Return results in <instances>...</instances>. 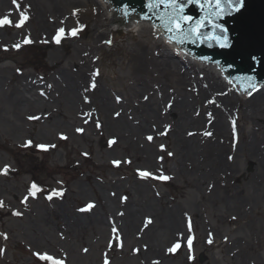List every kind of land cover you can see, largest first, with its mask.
<instances>
[{
	"label": "rangeland",
	"instance_id": "obj_1",
	"mask_svg": "<svg viewBox=\"0 0 264 264\" xmlns=\"http://www.w3.org/2000/svg\"><path fill=\"white\" fill-rule=\"evenodd\" d=\"M9 1L17 8L13 0ZM35 2L41 6L48 4V0H35ZM20 3H23V0H19ZM76 3L87 15H91L99 5L97 3V7L93 5L91 8L90 0H76ZM48 13L52 14V12ZM84 17V14H75L71 23L67 25L65 39H70L65 42L60 39V43H56V49H58L56 51L62 53L58 59L52 58L53 52L41 42L38 32L33 36V22L26 25L31 31L30 37L32 38L27 44L19 48L4 47L3 54L0 50V56H7V59L0 65L11 67L9 74L1 79L5 84V92L0 98V170L8 166V172L0 173V201L4 202V207L0 208V234L7 235V239L0 235V264H50L49 261L40 260L35 253H46L59 264H106V261L107 264H144L143 258L146 259L145 257L142 258L139 254V256L127 254L133 250L132 247L135 245L132 244L133 242L127 244V247L122 243L121 250L125 254L114 256L115 238L108 225L105 232L89 229L85 233L73 232L70 242L62 241V236L57 232L60 225L57 221L54 223L55 218L50 215V210L55 202L52 198H47L46 191L49 190L51 195L61 196L62 192L69 194V187L77 179L85 185L88 196L82 198L77 195L72 197L69 195L70 208H61L62 217L65 219L62 225H68L70 218H75L79 212L85 215L86 211L91 208L89 205L99 210V203L102 200L110 202V199H113L119 203V196L125 190L134 192L137 182H140V185L146 187L142 189L148 192L145 197L155 202L157 206L155 211H158L159 216L177 213L181 219L184 230L183 238L187 244H184L177 252L179 247L176 245L180 246V244L171 243L170 249H175L169 251L173 262L185 257L187 263L184 264H231L236 255L232 253L234 249L229 241L237 239L246 241L242 245V255L248 257L247 261L258 264V255H264V204L258 202L254 205L248 198L250 194H254L253 185H255L253 201L264 191V126H261L262 119L254 122L250 118L251 108L246 106L247 100L253 96V94H248L250 91L241 94L234 91L231 85L223 83V89L231 91L234 98V108L227 123L237 128L230 136L235 149L231 147L218 155L214 154L209 147L210 144L218 147L217 145L221 143L215 137L205 134L211 133L210 128H207L205 133L198 134L199 137L196 133L191 134L189 138H198L199 152L205 149L203 150L205 158L200 153L197 162L193 163V160L187 162L189 172H184L182 175H178L174 171L175 162L181 155L180 153L187 152L188 148L182 146L181 150L177 149L178 141L174 138L176 115H167L160 110L161 107L159 109L160 117L164 120V124L162 126L160 124V133L153 136L150 143L145 144L148 147L152 146L151 149L157 156L156 161L151 162L153 163L152 170L148 169L147 158L141 153L143 150L133 147L136 144H131L127 140L120 141L118 139L117 151L107 156L100 153L99 148H94L91 143L85 142L77 129H82L83 135L88 139H95L97 133L95 127L87 124L83 119L78 118L80 121L71 120L64 125L52 126L50 135H48V148L37 153L24 144L29 138L37 135L45 123L43 116L29 118L22 123L14 120L20 127L17 133L14 131L18 128L6 125L7 122L4 119L11 116L3 115L12 113L14 110L8 103L11 101L10 93L16 90V86L23 85L25 87L28 84L30 92L27 90L24 93L26 99L34 102L41 100L49 104L47 100L51 98L48 97L49 90L46 83L51 82V78L48 76L51 68L61 58L66 64L81 60L82 55L86 56L89 46L94 49L95 78L101 90L114 93L119 100H128L133 96V102H135L138 97L141 109L144 107V102H149L152 98L161 101L162 96L152 97L145 91H141L138 96H135L131 91L135 73L132 53L135 49L138 51L140 42H151L150 46L153 49L160 48L161 53L165 51L170 54L168 50H164L166 47L151 33V30L149 31L148 28L147 32H138L139 28L136 26L130 32H124L125 29H116L113 35H109L101 43L96 44L89 34L93 24L90 21H88L90 25L87 24ZM105 19L106 16L99 28L101 32L107 29L108 22ZM18 23H20L18 27L20 28L23 22ZM71 29L77 30L76 36L68 34ZM2 31V34H5L4 30ZM158 44L160 45L158 46ZM158 58L163 59V57ZM174 58H177L176 60L179 62L178 69L185 68L190 74L196 72L197 77L200 78L198 74L201 73L200 69H203L200 64L194 65L193 60L180 59L176 56ZM20 67L26 69L23 77L19 75L23 73L19 70ZM81 70V67L70 68V72L74 74V79L79 86L87 81H82ZM172 78L168 82L163 78L162 80L168 86H174L176 84ZM189 85L190 81L186 82L183 88ZM165 90L170 95L167 92L168 88ZM206 100H208L207 105L214 104L213 98L207 96L201 102L205 103ZM175 103H178V99ZM53 108L54 106H52ZM49 110L47 105L43 110L37 109L36 112L48 114ZM56 118L59 119L60 116L58 115ZM233 121L235 125H233ZM212 123L211 117H206L204 125L210 126ZM172 134L173 136H171ZM243 136H249L254 141L250 148L243 149ZM182 137L188 138L184 133H182ZM253 147L261 148L257 158L253 157ZM166 148L171 153V159L165 158L163 150ZM146 151L148 152V150ZM220 154H223L224 164L217 163L213 170V160ZM202 161L204 162L202 163ZM202 164H204L203 168H211L214 173L212 171L204 172L201 169ZM144 173L151 175H143ZM206 173H212L215 180L212 179V181L203 184L201 186L203 192L199 193L194 185ZM129 174L133 175L128 176ZM163 176L169 177L170 180H164ZM111 181H116L117 185L113 186ZM33 184L36 185V188H32ZM93 185L105 187L102 189L103 193L98 192L97 187ZM30 189L35 193L34 197L29 194ZM55 189L59 191V194L54 192ZM207 190L209 192H206ZM113 194L116 198L112 197ZM201 196L204 197V200ZM249 203L251 205H247ZM229 205L232 208L244 207L248 212L249 219H242L239 214L237 216L240 218H236V213H233L231 209H224ZM112 211L115 218H119L118 214L122 213L118 204ZM15 212L20 215H14ZM148 214L146 219L155 218L154 214ZM47 217L52 218L48 221L50 223H47L50 227L43 224V218ZM39 230L45 231V238L49 234L52 236L53 240L49 241L51 246L36 244V242L43 241L38 235ZM69 248H71L70 251ZM71 251H74V254ZM75 252L83 259L75 258ZM213 258H216L217 262Z\"/></svg>",
	"mask_w": 264,
	"mask_h": 264
},
{
	"label": "bare ground",
	"instance_id": "obj_2",
	"mask_svg": "<svg viewBox=\"0 0 264 264\" xmlns=\"http://www.w3.org/2000/svg\"><path fill=\"white\" fill-rule=\"evenodd\" d=\"M97 3L99 4L98 7L96 6ZM89 5L91 8L93 5L97 7L91 15L85 14L82 7L76 3V0H48L47 6H41L37 4L35 0H23V3L19 4L18 9L15 8L9 0H0V18L6 17L12 21L10 26L5 25L0 27L1 53L3 54L4 47L13 48L14 45L17 44L20 46L27 44L28 42L25 43V41H30L32 38L30 37L31 31L26 25L27 23L33 22L35 24H33V36L38 32L41 42L46 45V48L53 52L52 58L58 59V57H61L62 53L57 52L58 49H56V42L54 39V37L58 35V31L56 32V30L60 28L65 30L63 36L60 38L61 41L65 42L70 39H65L67 37L66 30L67 25L71 23L72 17L74 16L71 14L74 13L75 10H78L75 14H84V20L87 24H89L88 21L93 24L89 34H91V38L94 39L96 44L101 43L102 40L106 39L109 35H113L116 29H125L124 32H130L132 30V26H123L121 20L114 16L111 4L107 0H90ZM21 12H23L26 19H23L21 27L18 28L16 23L22 20ZM48 12H52V14ZM105 16V20L108 22L106 24L107 29L101 32L99 28L102 26ZM133 23L136 24V28H139L138 32H147L149 28V31L151 30V33L159 39V42L167 48L164 50H168L170 54L165 51L161 53L160 48L153 49L150 46L151 42H140L138 51L135 49L132 53L135 73L134 82L131 83V91L135 96H138L141 91H145L147 95L152 97L162 96L160 98L161 101L152 98L149 102H144V107L141 109L139 106L140 99H138V97H136L135 102H133V96L128 100H119L118 96L114 93L101 90L95 78L94 49L89 46L86 56L82 55L81 60L66 64L63 63L64 59L61 58L62 60L60 59V61L51 68L48 74L51 78V82L46 83L49 90L48 97L51 98L47 100L50 105L41 100L34 102L26 99L24 93L28 90V84H26L25 87L23 85L16 86V90L10 93L11 101L8 105L14 110L12 113L3 116H11L4 120L9 127L13 126L15 129L18 128V130L14 132L17 133L20 130L19 124L14 120H18L22 123L30 117H44L45 123L39 129L37 135L29 138L24 145L28 146L35 153L42 151L44 148H48V135H50L52 126L64 125L71 120L80 121L79 119H83L87 124L93 125L97 133L95 139H88L83 135V132L80 131V135H82L85 142L91 143V146L94 148H99L100 153L107 156L117 151L119 140H127L131 144L137 145L133 147H138L143 150L141 153L147 158L146 164L148 165V169L152 170L151 167L153 163L151 162L156 161L155 158H157V156L154 155L155 151H152V146L148 147V145L145 144L152 141H149L147 137L158 135L160 133V127L164 124V120L160 117L161 112L159 109L161 107L160 110L167 115H176L177 120L174 123V132H176L174 138L178 141L176 145L177 149L181 150L183 147L188 148L187 152L180 153L181 155L175 162L174 171L178 175L189 172L187 162H191L192 160L193 163L197 162L200 153L205 158L203 152L205 149L199 152L200 147L198 138H189L191 137L190 133H196L199 137L201 133H205L207 128H210L211 136L215 137L222 144H218V147H214L213 144H210L209 147L214 154L217 153L218 155L220 152L228 150L231 147L235 149L233 142L230 140V136L237 128L227 123L234 108V98L231 95V91L223 89V83H226L231 85L234 91L238 92L237 86L235 87V82L227 78L226 73L220 66L202 62L199 58L169 42V40L163 36L160 29L154 27L151 22L134 19ZM2 30H4L5 34H2ZM159 45L160 44H158V46ZM174 56L179 58L184 56L185 60H193L194 65L200 64L203 68L200 69L201 73L198 74L200 78L197 77L196 72L190 74L187 69L181 68L182 65L180 67L181 69H178L177 66L179 62ZM6 57V55L0 56V63H3L4 60L7 59ZM158 57H163V59L160 60ZM75 67H81L82 70L80 73L83 78L82 81L87 80L80 86L76 83L74 74L70 72V68ZM10 69V66L5 67V65H0V98L5 92V84L1 79L9 74ZM19 70L23 73L19 74L18 72V74L21 77L25 76L26 69L20 67ZM171 77L175 80L174 84L176 85L174 86H168V84L164 83L162 80L163 78L168 82L171 81ZM188 81H190V85L183 88V85ZM93 82L95 83V87H92ZM166 88H168L167 92L170 93V95L166 93ZM28 92L30 91L28 90ZM252 94L253 96L246 102V106H250L251 108L250 118L254 120V122L255 120L262 119L261 126H264V85L260 84L259 87H256L255 90L252 91ZM205 96L213 98L214 104L207 105L208 100L202 103L201 100ZM177 99L178 103H175ZM47 105L48 109H50L48 114L36 112L37 109L43 110ZM52 106H54L53 109ZM58 115L60 116L59 119L56 118ZM208 116L211 117L213 123L210 126H205V119ZM98 124L99 126H97ZM182 133L188 136V138H183ZM171 136H173V134ZM243 139V149L250 148L254 143L249 136H243ZM29 141H31V144L28 143ZM40 145L46 147H38ZM260 149V147H253V157L257 158ZM146 150H148L149 153ZM163 153L165 154V158H172L167 148L163 150ZM222 155L223 154H220L218 158L213 160V170L215 169L214 165L217 163L224 164ZM204 161H202V163ZM203 166L204 164H202L201 169H203L204 172L212 171L211 168H203ZM212 172L214 173V171ZM132 175L133 174H129L128 176ZM213 178L214 176L212 173L204 174L201 179L196 182V185H194L195 189L197 188L198 192L202 193L203 188L201 186L210 180L212 181ZM108 180H110L109 177ZM168 180H170V178ZM111 184L116 186L117 182L111 181ZM93 186L97 187V191L100 193H103V188L105 189L103 186ZM136 186L137 188L134 192L125 190L124 193L119 196V203L110 198V202L102 200L99 203V210L96 207H91L86 211L85 215L79 212L75 218H70V223L68 225H62L65 219L62 217L61 208H70L69 195L70 197L73 195L82 198L87 197L88 192L85 185L77 179V181L69 187V194L62 192L61 196L51 195L55 203L50 210V215L55 218L54 223L57 221L60 225L58 226L57 232L62 236V241L70 242V236L73 232L85 233L88 229L93 231L102 230L105 232L108 225L115 238L116 251L114 256L125 254V252L123 253V250H121L122 243L127 247V244L133 242L132 244L135 245L132 247L133 250L127 252L128 255L139 254L142 258L145 257L146 259L143 258L144 264H154V262H157V264H171V262H173L169 255L171 243L177 242L180 244L177 252L184 244H187V241L185 242L183 238L184 230L182 228L181 219L177 213H170L168 216H159L158 211H155L157 208L155 202L145 197L148 193L143 190L145 186L140 185V182H137ZM252 188L254 194H250L248 200L252 201L254 205L258 202L264 204V191L253 201V197L255 196V185H253ZM54 192L59 194L57 189H55ZM206 192H209V190ZM46 193L48 196L50 195L49 190L46 191ZM112 197L116 198L114 194ZM201 198L204 200V197L201 196ZM117 204L122 212V215L118 214L120 215L119 218H115L112 211ZM247 205L251 204L249 203ZM224 209H231L233 213H236V218L241 217L242 219H249L248 212L242 206L232 208L229 205ZM221 211L223 212L224 210ZM148 213L154 214L156 220L155 218H152V220L146 219L149 215ZM237 214H239L240 217L237 216ZM50 219L52 218H43V224L48 225L47 223H50L48 222ZM228 220L230 221L229 218ZM48 227L50 226L48 225ZM113 229H115V231ZM38 235L43 241L36 242V244L40 246H51L49 241L53 240V238L50 234L45 238V231L39 230ZM229 242L234 249L232 253L236 255L231 264H253V262L247 261L248 257L242 255V245L245 244L246 241L237 239L233 241L230 239ZM247 244L249 245V243ZM70 249L71 248H69V251ZM71 252L74 254V251ZM75 258L83 259L77 254ZM213 259L217 262L216 258ZM257 260L258 264H264V255H258ZM184 263H187L185 257L173 262V264Z\"/></svg>",
	"mask_w": 264,
	"mask_h": 264
},
{
	"label": "water",
	"instance_id": "obj_3",
	"mask_svg": "<svg viewBox=\"0 0 264 264\" xmlns=\"http://www.w3.org/2000/svg\"><path fill=\"white\" fill-rule=\"evenodd\" d=\"M108 1L114 16L123 18V24L129 25L132 19L149 21L168 39L172 36L163 29L159 18L167 13L162 7H150V0ZM182 2L183 14L193 18V25L204 20L207 26L201 31L207 35L197 39L193 34L183 38L182 44L175 42L180 37H174L173 43L201 60L220 65L243 92L264 84V0H242L239 4L236 0H220L218 6L215 0Z\"/></svg>",
	"mask_w": 264,
	"mask_h": 264
},
{
	"label": "snow or ice",
	"instance_id": "obj_4",
	"mask_svg": "<svg viewBox=\"0 0 264 264\" xmlns=\"http://www.w3.org/2000/svg\"><path fill=\"white\" fill-rule=\"evenodd\" d=\"M193 2H196V0H193ZM209 0H205V3H208ZM242 0H236V3L239 4L241 3ZM14 5L17 6V8H19V0H13ZM216 5L218 6L220 3V0H215ZM150 7H162L164 9V11L167 13V15L164 16H160V20H161V26L163 27V29L168 32L171 33L172 36L169 37V42H173V38L174 37H180V39H177L175 42L177 43H183L184 39L183 38H187L192 36L193 34L196 35V38L199 39L202 36H206L207 34L202 32L201 29L205 28L207 26V24L204 22V20L201 21H196L195 24L193 25V18L192 17H188L186 15H184V3L182 2V0H150ZM78 10H75L73 15H75V12ZM21 23L23 21V19H26V17H24L23 12H21ZM208 18L206 17L205 20H207ZM12 21L6 17L0 18V27L5 26V25H11ZM185 24L188 25L187 28H185ZM17 27L20 26V23H17L16 25ZM155 27V26H154ZM64 29L60 28L58 29V35L57 37H54L55 42L57 44L60 43V36L64 34ZM70 36H76L77 35V30L76 29H71L69 30L68 33ZM211 39H215V37H211ZM28 41L26 40L25 43H27ZM110 43V42H109ZM14 47L19 48L20 45H14ZM98 74V73H97ZM92 87H95V83L93 82ZM249 95H251V93H248ZM30 119H32V117H30ZM233 125H235V122L233 121ZM99 126V124L97 125ZM78 132L82 131V129H77ZM164 134V133H161ZM206 135H211V133H205ZM191 135V133H190ZM147 139L149 141H151L153 138L151 136L147 137ZM29 144H31V141L28 142ZM38 147L44 148L46 146L40 145ZM163 147V146H162ZM86 155V154H85ZM169 155H171V153H169ZM116 163V162H114ZM8 172V166H5L4 169L0 170V173H4L6 174ZM143 175H151L149 173H144ZM164 180H168L169 177L167 176H163L162 177ZM32 188H36V185L33 184ZM29 194L32 195L33 197L35 196V193L31 191V189L29 190ZM62 195V193H61ZM48 199H51L52 196L51 194L47 197ZM27 199V198H26ZM122 199H126V198H122ZM4 207V202L0 201V208ZM89 207H92V205H89ZM14 215H20V213L15 212L13 213ZM122 215V213H121ZM115 231V229H113ZM3 235L5 239H7V235L6 234H0ZM176 247H179V245H176ZM175 249H170L169 251H174ZM85 251H87L85 249ZM35 255L40 259V260H46L49 261L50 264H59L58 261H56L53 257H51L48 254H40V253H35ZM107 264V261H106ZM154 264H157V262H154Z\"/></svg>",
	"mask_w": 264,
	"mask_h": 264
}]
</instances>
